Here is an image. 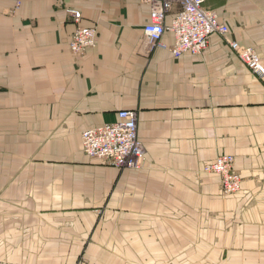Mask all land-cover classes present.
<instances>
[{
	"label": "crops",
	"instance_id": "0c3cea01",
	"mask_svg": "<svg viewBox=\"0 0 264 264\" xmlns=\"http://www.w3.org/2000/svg\"><path fill=\"white\" fill-rule=\"evenodd\" d=\"M206 5L264 57V0ZM68 9L98 27L83 55ZM149 15L144 0H0V264H264V78L217 34L197 56L150 47ZM125 109L141 169L83 151ZM222 154L237 194L203 171Z\"/></svg>",
	"mask_w": 264,
	"mask_h": 264
},
{
	"label": "built area",
	"instance_id": "2783aa9c",
	"mask_svg": "<svg viewBox=\"0 0 264 264\" xmlns=\"http://www.w3.org/2000/svg\"><path fill=\"white\" fill-rule=\"evenodd\" d=\"M150 6L149 20L144 34L150 47L168 49L174 57L184 54L200 55L209 46L214 34L230 46L238 58L255 74L264 78V57L254 47L243 45L230 37L229 24L220 18L217 10L208 7L206 0H144ZM75 30L69 41L71 51L83 55L97 46L98 27L83 23L80 10L68 9ZM171 33L173 43L163 38ZM84 153L100 162L120 169H141L145 163V147L138 134V111L125 109L118 112V120L85 129L82 132ZM233 154H222L203 166L206 173L220 176L221 193L234 195L242 189V176L235 167ZM77 264L91 263L80 257Z\"/></svg>",
	"mask_w": 264,
	"mask_h": 264
},
{
	"label": "rangeland",
	"instance_id": "374dc122",
	"mask_svg": "<svg viewBox=\"0 0 264 264\" xmlns=\"http://www.w3.org/2000/svg\"><path fill=\"white\" fill-rule=\"evenodd\" d=\"M220 188H221V180H220ZM88 260V259H87ZM90 261V260H89ZM91 262V261H90ZM91 263H93V262H91Z\"/></svg>",
	"mask_w": 264,
	"mask_h": 264
}]
</instances>
